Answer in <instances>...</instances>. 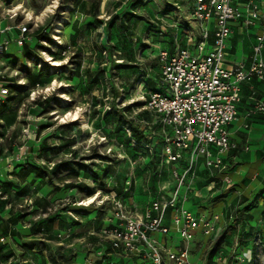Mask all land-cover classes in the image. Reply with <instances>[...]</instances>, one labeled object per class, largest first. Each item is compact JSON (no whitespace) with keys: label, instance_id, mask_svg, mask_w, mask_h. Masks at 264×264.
<instances>
[{"label":"rangeland","instance_id":"374dc122","mask_svg":"<svg viewBox=\"0 0 264 264\" xmlns=\"http://www.w3.org/2000/svg\"><path fill=\"white\" fill-rule=\"evenodd\" d=\"M9 1L11 2L12 0H7V2ZM112 2L117 9V13L108 21L107 31L109 34L104 46L98 47L97 49L101 55H103V52L108 51L107 41H112V48L114 50H126L130 58H134L137 47L142 56L147 55L150 51L156 54V49L153 48L154 44L160 45V51L165 48L164 45L166 48H169L163 42L173 40L175 31L172 29L171 24L177 21H179V26L180 24H186V27H190L188 32H185L184 29H180L179 31L185 34H180V37L183 36V38H188L196 30L194 27L197 23L196 19H191L186 15V21L180 18L182 16L180 13L184 11L186 4L183 3L182 0H112ZM193 5L194 3L192 6ZM88 7V0H72V3L63 9L71 18L66 19L64 16L57 15L56 19L62 22L64 34H67L68 30L71 29L73 39L79 38L82 33L74 28L73 20L77 8L86 10ZM92 7H95V5ZM191 9H189L190 12ZM185 16L182 17L184 18ZM120 17H124V22L117 25L116 21L120 19ZM95 19L96 18H90L88 20V25L94 24ZM103 22V17H100V23ZM7 26V21L0 23L1 28H6ZM59 26L60 25H57V27ZM163 27L166 28L165 31ZM55 30V28L50 26L51 32H55ZM248 31L255 33L252 27H246L243 32L239 30V39L253 42L254 37L250 35L251 33ZM137 32L140 33V37L138 45H134L132 37L135 36ZM56 34L61 35L60 33ZM17 35V31L14 30L10 33L9 37L13 39ZM41 40H46L53 46L61 48L63 51L67 50L66 45L57 46V42L52 39L50 34L39 32L35 35V39L30 44V49L28 50L32 52V54L37 55V60L34 62L32 68L25 69L21 66L25 63L26 54L22 53L21 49L16 45H12L8 57H6L2 63L3 66H6V73L11 77H15V75H11V73H18L15 79H11L12 81L16 79L19 80L23 77L26 78L29 83L26 84L23 89L13 90L12 95L8 97L7 107L1 114V118L5 123H3L2 126L3 131H0V138L8 135V129L16 125L17 120H19V124L23 127H18L13 131L11 146H0V240L4 241L0 243V264H20L21 259L25 261V264H77L76 258L80 250H83L85 253L87 252L84 246L85 243L94 245L90 247L92 252L101 248L102 245L99 242V238L97 236H89V233L93 231L99 233L109 227L111 223V221L107 219L109 216V209H105L104 206H101L99 218L95 225H93L92 222L96 215L93 214L90 217L88 215L90 210L87 211L86 209L84 214L81 215L79 211L82 207L73 209L70 205H65L57 208L51 215H43L41 209H43L44 213H47L49 208L54 207L58 200L64 198L65 193L73 195L74 198V193L76 191L84 190L89 194L94 191V189L88 188L85 185L79 186L77 184H68L65 188H61L59 184L53 182V179L77 177L87 173L90 174L93 169L97 170V168L101 169L99 173L102 175V178L107 179L109 178L108 176L117 174V166L125 163V161L116 158L111 153L105 155L101 152H93L90 155L81 157L79 160H63L56 165L51 173H49L46 168L35 163L33 154L39 153V155L44 158H50V156L59 157L65 153L73 152L76 141L71 139L66 140L70 124H63L60 126L61 129L65 130L64 132H52L44 136V133L47 132L49 128L53 127L51 120L38 119L36 121H29L27 119L29 115H35L38 118L45 117L48 112L55 111L57 105L67 108L72 103L62 101L59 97L49 96L43 102L37 97L31 104H28L27 101L32 91L35 90L33 85L39 82L40 86H45L58 74L67 75L69 80H79L80 78L79 72H71L67 65H51L47 61H44L43 58L39 56L37 50L48 51L49 54H52V49L41 44ZM146 40H151L152 43H146ZM198 40L199 37L196 38L194 46H196ZM246 46L248 47L249 44ZM193 52L195 51L193 50ZM82 56L83 52H77L76 56L73 57V61H70V63H77V70L82 66V60H78L77 58ZM158 57L159 55H157L156 61L151 63V68L157 72L160 71ZM113 67L118 71H126L129 76H135L140 83H144L143 78L147 76L146 72L140 70V65L130 63L123 59ZM95 71L104 73L108 72L109 68H97ZM247 72H249V70H247ZM113 75H115V73H113ZM253 77L254 75H248V79L243 86L244 94L247 96L251 93L264 94V83L255 86V83H251ZM99 79V76H97L90 80L84 87V91L87 93L93 84L99 82ZM70 87L74 88L75 85H70ZM60 90L73 91L72 89ZM97 103H99V101H97ZM253 103L250 105L251 108H259L256 105L257 102L253 101ZM143 104V101H137L136 105H128L127 109L137 105L142 106ZM250 112L252 115L255 113L254 110H250ZM259 112L260 111L257 113L259 114ZM106 115L110 117V119H106L105 124L116 121L119 125H117L116 129L118 134L117 138L121 144L126 145L127 140L124 137V130L120 127L124 125L122 122V115L115 109H110L109 113ZM71 124H79V121H72ZM29 125H32L30 130L35 131L36 140L39 141V143L32 142L30 139H18L20 135H27V133L23 132V128H28ZM42 136L43 139L41 140ZM53 139L66 140V142L59 145L49 144L48 141ZM25 144H27L28 147L22 158L18 159L17 157L20 155L19 149ZM100 147H104V145H100ZM127 148L132 155L133 162L143 156L144 167L141 168L137 165L135 169H131V165H129L119 173V175L127 173L126 176L129 177V175L134 172L136 177V179H133V184H135L133 197L126 200V204L134 199L138 206L144 208V206L152 200L151 196L144 193V190H153L155 184L157 185L159 182L169 183L172 180L170 176L162 173L164 171L160 172L159 169H152L149 166L150 163L147 161L149 156L145 149L141 147L137 149ZM77 154L78 150L73 152V155ZM82 161H91V163H82ZM96 161H102L103 163L97 164ZM199 163V169L191 179L190 184L192 188L198 191L207 187L203 190V194L208 195V191L210 190L208 187L210 185L209 183L218 178L221 169H205L203 160H200ZM87 167H89V169H87ZM9 176L14 177V179H8ZM219 182L221 183L220 187H223L224 183L222 181ZM104 185L102 179L100 187ZM76 187L81 188L75 190ZM217 188L218 186L216 189ZM105 190L109 191L108 189ZM185 190L186 188H183L181 193L184 194ZM122 191L123 189L119 187V192ZM228 192V190L221 192V194H225L224 198L226 199L221 200L217 204V207L213 210L214 213H221L225 208L226 202H231L233 197L230 196L228 198ZM33 196L38 197V199L34 201L35 207L32 205H28L25 208L20 207L24 200L32 198ZM204 206L207 207L208 204ZM69 211L80 215L82 220L70 219L67 215ZM198 211L199 210L196 209L194 213H198ZM211 211L212 210H209V212ZM37 215H41L40 220H35ZM231 220L240 221L244 220V217L234 212ZM167 222L170 227L169 236L156 234L154 236L161 241H165L167 246H172L175 252L180 245L182 248L186 247L184 244H181L182 240L180 235L175 231L176 225L170 222L169 216H167ZM217 229L218 226L216 225L214 233H212L216 237V240L211 248H208L207 244H205L199 253L194 250L190 251V261L192 264H264V242L263 239L261 241L251 238V236L259 234H255L253 228L240 229L243 236H238L240 234L238 226L233 228L229 225L227 229L225 227L218 232ZM61 233L66 234L68 239L64 240ZM41 236L45 238L41 239ZM172 239H174L173 242ZM65 245H67V247H65ZM18 249L22 251L18 252ZM244 251H249L251 253V259L244 257L243 261H241L240 257L243 256ZM205 253L207 254V260H205ZM91 260L96 261L95 257H92ZM166 264L172 263L167 261Z\"/></svg>","mask_w":264,"mask_h":264},{"label":"clouds","instance_id":"9594fccd","mask_svg":"<svg viewBox=\"0 0 264 264\" xmlns=\"http://www.w3.org/2000/svg\"><path fill=\"white\" fill-rule=\"evenodd\" d=\"M212 5L220 8L221 6L227 9V14L234 17L232 21L233 28H239L241 32L244 31L248 25L255 24H264V0H247L246 3H241L240 0H235L236 7L230 8L229 5L233 3V0H211ZM72 3V0H12L11 5L9 6L7 0H0V23L7 21L8 31L11 32L13 29H18L20 36L23 39L35 38V35L39 32H45L52 36V39L57 42L58 45H66L67 50L63 51L59 47L53 46L46 40H41L40 43L44 44L47 48L52 49V54H49L48 51L37 50L40 57L44 61H47L51 65H67L68 69L71 72H79V80H69L68 76L65 74H58L55 78L50 80L45 86L35 85V90L32 91L27 103L31 104L33 100H36L37 97L40 98L41 102L46 100L49 96L59 97L62 101L72 102L69 107L65 108L60 105H57L55 111H50L45 117H37L35 115H29L27 119L29 121H36L38 119H50L53 124L52 128H49L47 132L44 133V136L52 132H64V129H61V125L70 124V129L68 130V135L66 140H75L76 143L73 147V152L78 150L77 155H73V152L65 153L59 157L50 156V158H44L39 155V153L33 154L35 157V163L39 164L43 168H46L49 173L55 169L56 165L63 160H79L83 156L90 155L93 152H101L105 155L111 153L118 159L125 161V163L117 166L116 171L119 174L126 167L131 165V169H135L137 165L141 168L144 167L143 156L140 159L133 162L132 155L130 154L129 149L126 145L121 144L117 138V122L112 121L111 123L105 124L106 119H110L106 114L109 113L110 109H115L120 115H123L131 124L135 125L136 128H139L141 132L148 133L147 140L143 137H140L141 144L147 147L155 148V144H149L148 141H158L159 138L163 137L165 132L164 129L158 128L160 123H171L172 121L168 120V117L163 114V111L159 104L156 103L158 97L153 94V92L148 89L153 87V83L149 80V77L153 75V69L151 68V63L156 61L157 55L166 56L167 53L160 51V45L154 44L153 48L156 49V54H153L151 51L147 55H140L138 47L134 54V58H130L126 50L123 49H113L112 41H107L108 51L103 52V55L97 50L98 47H102L105 44L106 38L108 36L107 26L108 21L116 15L117 9L115 8L112 0H88L89 7L85 9L77 8L75 18L73 20L74 28L81 32L82 34L79 38L73 39L72 30H68L67 34L63 32V25L60 20H57V15L64 16L66 19L71 18L67 12L63 9L66 8L69 4ZM195 3L196 7L208 8L209 5H203L202 0H189L185 4L184 11L180 13L182 16H188L191 19H195L191 16L192 4ZM95 5V7H92ZM74 6V5H73ZM200 12H196V17H200ZM100 17H103L104 22L100 23ZM243 17V25H241L240 18ZM19 18V20L17 19ZM90 18H96L95 23L88 25V20ZM201 19H204L201 17ZM223 16L220 17V20L217 23L218 28H222ZM124 22V17H120L116 21V24L119 25ZM57 25H60L57 27ZM31 26V27H30ZM50 26L55 28V32L50 31ZM173 28L176 25L172 26ZM195 31L190 35L188 43L193 45L198 36H203L206 39L209 37V31L205 28L203 23H196L194 25ZM222 30L227 33V28H222ZM261 36L264 37V28L259 29ZM27 33V36L24 34ZM56 33H61L57 35ZM140 33L137 32L135 36L132 37L134 45H138V40ZM146 43H152L151 40H146ZM264 47V45H261ZM77 52H83L82 57H78V60H82V66L77 70V63L73 61V57L76 56ZM205 52V45L201 44L199 48L200 55H203ZM191 53L185 57V59H190ZM200 56H197L196 59H199ZM121 59L128 61L130 63L140 65V70L146 72L144 83L137 81L135 76H129L126 71H118L113 66L119 62ZM225 60L231 59V63L224 65L223 62L216 66V71L213 72L209 66L208 76L205 77L204 71L201 70L200 77L204 79H209L219 83V78L225 75L228 76L229 81L232 80V71L233 69L239 70L245 68L246 58L236 59L224 57ZM2 63V62H0ZM210 62H207L208 66ZM34 65L30 62V67ZM237 66H239L237 68ZM39 67V66H38ZM108 67L109 71L104 73H98L95 70L97 68ZM191 66L185 64L181 68V72H184V69L190 68ZM260 67V66H257ZM164 73L160 77V84L164 85L165 79L168 83L173 86L176 90L177 101L179 102L182 99L184 94L183 92V83L185 76L187 75L184 72V75H179L174 69H169L167 63H164ZM256 68L253 69L255 71ZM261 71L264 72V68H261ZM115 73V75H113ZM5 72H0V75H5ZM11 75H16V73H11ZM249 73L247 70L243 71L239 77L236 78L235 82H239L240 79L248 76ZM99 76V82L93 84L91 89L86 93L84 87L89 83L90 80ZM178 76V79H173V77ZM189 79H191L189 77ZM20 84H28L29 81L26 78H21L17 81ZM70 85H75L74 88ZM147 85V87L145 86ZM197 87H202L203 90H207V84ZM60 89H72L73 91H61ZM224 92H231L233 90L232 84L228 83L225 86H221L220 89H214ZM8 89L3 87V82H0V99H4L8 95ZM189 91H192L189 88ZM169 95H172V89H168ZM238 99V98H237ZM233 98L228 97L229 104L232 103ZM99 101V103H97ZM137 101H143L142 106H134L128 111H125L128 105H136ZM172 104L169 103L166 105L167 108H171ZM165 109V110H166ZM79 121V124H71L72 121ZM5 123V121L0 118V124ZM122 123V122H121ZM185 123V121H180V124ZM22 128L23 126L19 124L17 120L16 125H13L8 129V135L0 138V146L8 147L11 146L12 133L16 128ZM32 125H29L28 128H23V132L27 133L26 136L20 135L18 139L22 140H31L32 142L39 143L36 140L35 131L30 130ZM3 131V129H0ZM125 131L127 137L132 138V143L135 144L137 137L134 135V131L131 128L125 126ZM196 129H193V132H196ZM43 136L41 137V140ZM169 139H171L169 137ZM66 140L53 139L49 140L48 143L51 145H59L65 143ZM104 145V147H100ZM28 147L25 144L23 147H20V155L17 157L22 158L25 153L26 148ZM167 152H171V148L166 149ZM176 159V157H169V162ZM195 159V156L192 157ZM82 163H91V161H82ZM97 164H102V161H96ZM11 167V165H10ZM101 169L97 168V171ZM127 174V173H126ZM51 177V176H50ZM8 179H14V177L9 176ZM136 179L134 172L129 175V180L123 182V192H129L131 187L130 181ZM55 184H59L61 188H65L68 184H77L85 185L88 188L94 189V191L89 194L86 191H76L73 195L65 193L62 200H58L56 205L52 208H49L47 213H41L43 215H51L56 211L57 208L63 207L65 205H70L71 208H87L90 211L96 212L101 210V206H104L105 209H109V216L107 219L111 221L113 217H118L120 219L124 218V214L128 213L129 216L135 217L138 213H145V220L150 222V217L147 215V212L150 209L145 210L141 206H138L135 203V200H130L128 204L121 205L120 199L117 198V193L115 191H106L105 188L99 186V181L92 179L90 176L81 174L77 177L63 178V179H53ZM103 183L106 185L107 189L113 187L119 188L121 186V178L119 176H114L112 178H103ZM169 187L168 183H163L161 191ZM171 195V193H169ZM38 199L37 196L26 199L20 205L21 208H25L28 205L35 207L34 201ZM132 208L136 209V212L131 211ZM68 217L73 220H82L80 215H77L75 212L69 211ZM189 218L188 224L184 227L182 234V239L185 241V246L187 251L184 252V256L187 257L188 251H196L197 253L207 244L208 248H211L215 243L216 237L212 235L211 225L199 224L198 221L191 212H185ZM41 215H37L35 220H40ZM136 219H133V223H138ZM145 229L150 227V223H144ZM176 232H180L179 221L175 227ZM168 234V230H165V235ZM91 235H99L101 243L108 237V233L101 232L95 233L90 232ZM139 235L148 241L149 247H152L153 243L159 245V249L163 250L165 253H168V257L171 259V248H165L164 243L153 237L151 240L145 235L144 232L139 233ZM61 236L64 240L68 239V236L64 233H61ZM41 239L45 237L41 236ZM117 239L124 240L127 239L123 235L116 237ZM3 240H0V243H3ZM86 248L93 247L94 245L85 243ZM67 247V245H65ZM22 251V250H17ZM133 251L135 248L133 247ZM244 257L251 259V253L249 251H244L243 256L240 257L243 261ZM164 258L159 254L155 256L156 264H160L161 259ZM172 260V259H171ZM205 260H207V254L205 253ZM20 264H25V261L21 259ZM180 264H186L185 259L182 257L180 259Z\"/></svg>","mask_w":264,"mask_h":264},{"label":"built area","instance_id":"2783aa9c","mask_svg":"<svg viewBox=\"0 0 264 264\" xmlns=\"http://www.w3.org/2000/svg\"><path fill=\"white\" fill-rule=\"evenodd\" d=\"M243 0H240V2ZM12 2V1H11ZM9 1V6L11 5ZM183 3H187L188 0H182ZM203 5H209L208 8L196 7L195 3L191 9V15L196 19L197 23H203L205 28L209 31V37L206 39L203 36H198L199 40L196 46L189 45L188 38L180 37L181 33L179 30L184 29L188 32L189 26L186 24H180L179 21L171 24L176 25L174 29L175 34L173 36V42L175 44L182 43L176 51L172 52L169 48H164L161 50L163 53H167L166 56L159 55L160 71H154L153 75L149 77V80L155 83L156 88L151 90L154 95L158 97L156 103L160 105L161 109L164 110L163 114L168 117L171 123H160L158 128L164 129V136L159 138L158 141H148L149 144H155V148L142 146L146 150L149 157L157 162V169L160 172L164 171V174L170 176L171 180L167 189L161 191L163 183L155 184L153 190H144V193L151 196L150 200L143 209L150 211L147 215L150 217V222L145 220V213L140 212L135 217H131L128 213L124 214V218L120 219L118 217H113L108 228L100 231L108 233L107 239L101 243V237L99 242L102 245L101 248L92 252L90 248H86L88 254H94L97 257L96 261L86 258V264H156L155 256L157 251L164 257L161 259L160 264H166V262H171L172 264H180V259L183 257L186 264H192L190 261V253L188 251L187 257L184 256V252L187 248H182L181 245L178 250L173 251L172 246H167L165 241H161L157 238L160 243H164L165 248H171V259L168 257V253L159 249V245L156 243L149 247L148 241L143 239L139 233L144 232L145 235L151 240L154 235H165V230H168L169 236L170 227L167 222V215L169 210L172 211V216L170 222L177 225L179 221L180 238L182 240L181 244L185 245L184 239H182V234L184 227L188 224L189 218L184 215L185 212H190L189 210L183 209V205L192 202L193 198L189 196V192L193 191L190 181L197 173L200 160H203L204 168H215L223 169V158L224 155L229 154L231 151L237 148L231 140V126L235 123L239 116L240 104L242 101L241 96V86L248 79V76L240 79L239 82H235L236 78L241 75L245 69H233L232 80L229 81L228 76L225 75L219 78V83L211 81L209 79H204L200 77L201 70L204 71L205 77L208 76L209 66L213 72L216 71V66L223 62L224 65L230 64L228 60L224 57H228V44L233 38V27L232 21L233 16L227 14V9L224 7L217 8L212 5L211 0H202ZM236 2L229 5L230 8H235ZM174 9V8H173ZM196 12H200V17H196ZM223 16L222 28H227L228 32L225 33L222 28L217 27V23L220 17ZM204 18V19H201ZM182 20L186 21V16ZM19 20V18H17ZM244 18L241 17L240 21L243 22ZM31 27V26H30ZM247 27H253L254 29L264 28V24L258 25H248ZM6 28L0 27V62H4V59L8 57V53L11 50L12 45H16L21 51L26 45L33 42V38L23 39L20 36L18 29H13L17 31L18 35L13 39L9 37L10 33ZM165 31L166 28L163 27ZM164 33V32H163ZM27 36V33L24 34ZM185 35V34H183ZM259 44L255 48V54H259L264 45V37H258ZM201 44L205 45V52L200 55L199 48ZM58 45V44H57ZM61 46V45H58ZM193 50L195 52H193ZM191 53L190 59H185L186 56ZM200 56L199 59H196ZM37 58L33 57L28 63L27 67L30 68L31 64L36 62ZM167 63L169 69H174L179 75L185 76L183 87L182 99L177 101V94L175 88L168 83L167 79L164 81V85L160 84V77L164 73V63ZM210 62V65H207ZM0 63V72H7L6 66ZM188 64L191 67L184 69L181 72L183 65ZM22 66V65H21ZM260 66V67H257ZM239 66H237L238 68ZM32 68V67H31ZM256 68L255 71L253 69ZM264 68V62H255L249 70L250 76L259 75L264 76V72L261 71ZM15 77H11L6 73L5 75H0V82H3V87L8 89V95L4 99H0V107L7 103L8 97L13 93V86H25V84L17 83ZM178 76L173 77V79H178ZM189 77L191 79H189ZM231 83L233 90L228 92L218 91L214 89H220L221 86ZM207 84V90H203L202 87H197V85ZM40 85V84H36ZM171 88L173 94L169 95L168 89ZM189 88L192 91H189ZM233 98L232 103L229 104L228 97ZM8 98V99H7ZM238 98V99H237ZM172 104L171 108L166 109V105ZM259 111L264 115V101L259 105ZM166 109V110H165ZM180 121H185V123L180 124ZM3 124H0V129H2ZM128 128H131L127 125ZM132 129V128H131ZM196 129V132H193ZM133 130V129H132ZM145 140H147L148 133L142 132ZM169 137L171 139H169ZM131 138V137H129ZM132 139V138H131ZM134 148L141 147L137 142L133 144ZM171 148V152H167L166 149ZM195 156L193 160L192 157ZM169 157H176V159L169 162ZM163 173V172H162ZM129 177H127V180ZM131 187L129 192L131 195L129 197H119L121 205H126V200L133 197L135 191V184L133 180L130 181ZM186 188L185 193L182 194L181 191ZM171 193V195H169ZM133 213L136 209L131 210ZM196 218V217H195ZM133 219L140 221L138 223H133ZM198 221V226L201 224V220L196 218ZM219 217H216L218 220ZM144 223H150V227L145 229ZM205 225H210L205 223ZM212 231L214 228L211 226ZM95 232V231H94ZM97 233V232H95ZM123 235L127 239L120 240L116 237ZM174 239H172L173 242ZM90 244V243H89ZM133 247L135 251H133Z\"/></svg>","mask_w":264,"mask_h":264},{"label":"crops","instance_id":"0c3cea01","mask_svg":"<svg viewBox=\"0 0 264 264\" xmlns=\"http://www.w3.org/2000/svg\"><path fill=\"white\" fill-rule=\"evenodd\" d=\"M246 2L247 0L241 1V3ZM241 25H243V22H241ZM248 32L254 37L253 42L239 39V28H233V38L228 44L229 58H246L245 70H250L255 62H264V47L259 54H255V48L259 44L258 37L261 36V32L257 28L254 29L255 33H252V31ZM170 41L163 43L172 52L183 45L182 43L175 44ZM248 44L249 46L247 47L246 45ZM164 47L166 48L165 45ZM228 62L231 63V59H228ZM245 83L241 86L242 101L239 116L237 121L231 126V140L236 144L237 148L224 155L223 169L220 170L217 179L210 181L208 195L203 194V190L207 187L201 191L192 188L193 191L189 192V196L193 200L191 203L184 204L183 209L193 213L196 218L201 220V224L209 223L214 230L217 225V232L225 227L227 229L229 225L233 228L238 226L240 232L238 236H243L240 229L253 228V232L259 234L251 236V238L261 241L263 239L264 242V115L260 112L259 114L257 113L259 108L250 107L253 101L257 102V106L264 101V94L251 93L248 96L245 95L243 91ZM251 83H255V86L264 83V76L255 75L251 79ZM250 110H254L255 113L253 115L250 114ZM219 181L224 183L223 187H220L221 183ZM217 186L218 188L216 189ZM220 190H228V198L232 196L233 199L229 203L226 202L224 210L217 214L213 210L221 200L226 199L224 198L225 194H221L222 191ZM207 204V207L204 206ZM196 209L199 210L198 213H194ZM209 210L212 211L209 212ZM234 212L244 217V220H231ZM167 216L171 218V210H169ZM217 216L219 217L218 220H216ZM92 224H97V221H93ZM214 230L212 233H214ZM87 257L90 259L95 257L97 260L94 254H88V252L85 253L80 250L76 258L77 264H86Z\"/></svg>","mask_w":264,"mask_h":264},{"label":"trees","instance_id":"16d2710c","mask_svg":"<svg viewBox=\"0 0 264 264\" xmlns=\"http://www.w3.org/2000/svg\"><path fill=\"white\" fill-rule=\"evenodd\" d=\"M61 34V33H60ZM35 39V38H34ZM33 39V40H34ZM170 42H173V40H171ZM54 43V42H53ZM56 45V44H55ZM30 44H28V45H26L25 46V48L23 49V51H22V53H24V54H26L25 55V63L22 65L23 66V68H25V69H29L28 67H27V63L33 58V57H36L37 58V55H35V54H32V52H29L28 50L30 49ZM58 46V45H57ZM171 50V49H170ZM28 52V53H27ZM152 82V81H151ZM153 83V82H152ZM36 84H40L39 82H37V83H35L33 86H35ZM153 87H151V88H149L148 90L149 91H151V90H153V89H155L156 88V85H155V83H153ZM25 86H26V84H25ZM147 87V86H146ZM23 88H25L24 86H13V90H17V89H23ZM9 100V99H8ZM6 107H7V103L6 104H4L2 107H0V118H1V114L3 113V111H4V109H6ZM125 111H128V109L127 108H125ZM122 117V122L124 123V125H122V126H120V127H122V129L124 130V137H125V139L127 140V147H129V148H134L133 147V143H132V139L131 138H129V137H127V133H126V131H125V126H127V125H129L132 129H133V131H134V135L137 137V140H136V142L141 146V148H142V146H144V145H142L141 144V140L139 139L140 137H143L144 138V136H143V134H142V132L139 130V128H136L135 127V125H133V124H131L123 115L121 116ZM118 125V124H117ZM119 126V125H118ZM145 139V138H144ZM139 148V147H138ZM134 149H137V148H134ZM149 156V155H148ZM147 161H149V163H150V167L152 168V169H157V162L156 161H154L152 158H150V157H148V160ZM87 169H89V167H87ZM164 173V172H163ZM86 176H90L92 179H94V180H97V181H99L100 183H99V186H100V184H101V181H102V175L99 173V171H97L96 169H93L91 172H90V174H85ZM119 176V178H121V181H122V183H121V188L123 189V182H125L126 180H127V176H126V174H122V175H119V174H113V175H110V176H108L109 178H112V177H114V176ZM166 175V174H165ZM155 184V183H154ZM79 186H81V185H79ZM78 188H81V187H76V189L75 190H78ZM102 188H105V189H107V187H106V185H104ZM109 190V192H111V191H115L116 193H117V195L119 196V197H129L130 195H131V193H126V192H119V188H117V187H113V188H111V189H108ZM85 209L87 210V211H89V209H87V208H81V210L79 211L80 212V214H84V212H85ZM77 211V210H76ZM78 212V213H79ZM87 213V212H86ZM93 213L96 215L95 216V219H94V221H98L97 219L99 218V211H96V212H93V211H90L89 212V216L91 217L92 215H93ZM215 253V252H214Z\"/></svg>","mask_w":264,"mask_h":264}]
</instances>
